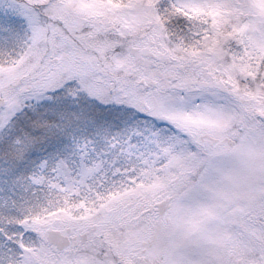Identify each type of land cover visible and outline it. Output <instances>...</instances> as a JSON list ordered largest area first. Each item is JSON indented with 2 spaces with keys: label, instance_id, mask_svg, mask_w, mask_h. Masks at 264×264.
I'll use <instances>...</instances> for the list:
<instances>
[{
  "label": "snow or ice",
  "instance_id": "snow-or-ice-1",
  "mask_svg": "<svg viewBox=\"0 0 264 264\" xmlns=\"http://www.w3.org/2000/svg\"><path fill=\"white\" fill-rule=\"evenodd\" d=\"M0 264H264V0H0Z\"/></svg>",
  "mask_w": 264,
  "mask_h": 264
}]
</instances>
